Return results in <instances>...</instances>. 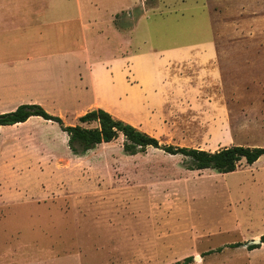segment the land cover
I'll return each instance as SVG.
<instances>
[{
  "label": "rangeland",
  "instance_id": "1",
  "mask_svg": "<svg viewBox=\"0 0 264 264\" xmlns=\"http://www.w3.org/2000/svg\"><path fill=\"white\" fill-rule=\"evenodd\" d=\"M134 1L127 10L142 51L212 38L216 54L171 63L155 96L129 92L111 115L161 144L263 146L264 0H124ZM128 17L115 22L127 29ZM122 141L73 155L55 122L0 127V264H173L189 255L188 264H264L263 244L245 248L264 233V155L227 173L189 170L182 155H129Z\"/></svg>",
  "mask_w": 264,
  "mask_h": 264
},
{
  "label": "crops",
  "instance_id": "2",
  "mask_svg": "<svg viewBox=\"0 0 264 264\" xmlns=\"http://www.w3.org/2000/svg\"><path fill=\"white\" fill-rule=\"evenodd\" d=\"M134 3L0 0V112L38 103L76 121L95 108L113 114L129 92L163 89L171 63L214 59L212 38L142 51L132 34L138 17L127 10ZM123 11L134 21L127 29L115 22Z\"/></svg>",
  "mask_w": 264,
  "mask_h": 264
},
{
  "label": "trees",
  "instance_id": "3",
  "mask_svg": "<svg viewBox=\"0 0 264 264\" xmlns=\"http://www.w3.org/2000/svg\"><path fill=\"white\" fill-rule=\"evenodd\" d=\"M30 116H38L44 120L55 122L66 133L67 147L73 155L85 154L102 142H110L116 139L119 134L123 136L121 146L124 153L132 155L144 152L147 147L158 148L164 153L182 155L186 161V168L189 170L210 168L220 173H227L235 170L242 160L246 164H251L261 155H264V145L232 144L211 151L196 147L161 144L154 136L141 131L129 122L114 118L109 112L101 108L91 109L79 115L77 117L78 123L69 125L63 124L59 115L47 112L38 103H21L13 110L0 112V127L22 123ZM91 122L97 124L92 127L81 125V123ZM259 240L260 243L245 244V248L251 250L261 244L264 245V233L259 236ZM242 244L241 242H235L229 244V246L238 247ZM221 249L222 247H218L207 252ZM192 259L193 256L189 255L173 264H188Z\"/></svg>",
  "mask_w": 264,
  "mask_h": 264
},
{
  "label": "water",
  "instance_id": "4",
  "mask_svg": "<svg viewBox=\"0 0 264 264\" xmlns=\"http://www.w3.org/2000/svg\"><path fill=\"white\" fill-rule=\"evenodd\" d=\"M250 243H252V244L260 243V240H259V238H255V239L250 240Z\"/></svg>",
  "mask_w": 264,
  "mask_h": 264
}]
</instances>
